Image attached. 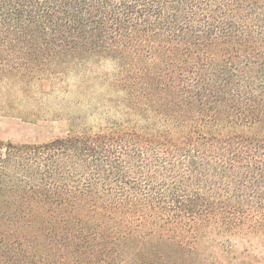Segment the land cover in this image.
I'll return each instance as SVG.
<instances>
[{"label":"trees","instance_id":"1","mask_svg":"<svg viewBox=\"0 0 264 264\" xmlns=\"http://www.w3.org/2000/svg\"><path fill=\"white\" fill-rule=\"evenodd\" d=\"M100 60L127 121L0 139V264H264V0H0V79Z\"/></svg>","mask_w":264,"mask_h":264},{"label":"rangeland","instance_id":"2","mask_svg":"<svg viewBox=\"0 0 264 264\" xmlns=\"http://www.w3.org/2000/svg\"><path fill=\"white\" fill-rule=\"evenodd\" d=\"M117 72L111 61L100 60L69 65L51 85L0 79V139L44 142L127 121Z\"/></svg>","mask_w":264,"mask_h":264}]
</instances>
